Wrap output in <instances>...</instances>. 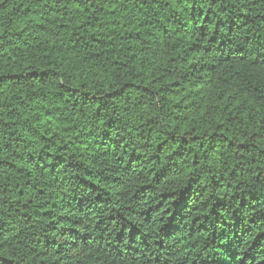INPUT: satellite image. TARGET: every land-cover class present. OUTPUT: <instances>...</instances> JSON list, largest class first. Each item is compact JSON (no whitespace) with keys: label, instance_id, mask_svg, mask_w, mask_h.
<instances>
[{"label":"clouds","instance_id":"clouds-1","mask_svg":"<svg viewBox=\"0 0 264 264\" xmlns=\"http://www.w3.org/2000/svg\"><path fill=\"white\" fill-rule=\"evenodd\" d=\"M0 264H264V0H0Z\"/></svg>","mask_w":264,"mask_h":264},{"label":"trees","instance_id":"trees-1","mask_svg":"<svg viewBox=\"0 0 264 264\" xmlns=\"http://www.w3.org/2000/svg\"><path fill=\"white\" fill-rule=\"evenodd\" d=\"M222 206V205H221ZM217 219H219V217H217Z\"/></svg>","mask_w":264,"mask_h":264}]
</instances>
